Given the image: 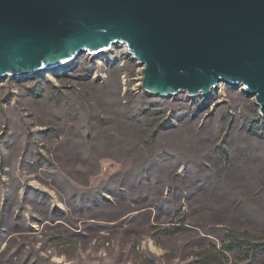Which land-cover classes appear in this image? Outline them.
<instances>
[{"label": "rangeland", "instance_id": "1", "mask_svg": "<svg viewBox=\"0 0 264 264\" xmlns=\"http://www.w3.org/2000/svg\"><path fill=\"white\" fill-rule=\"evenodd\" d=\"M143 69L115 44L0 77V264H264L256 98L155 95Z\"/></svg>", "mask_w": 264, "mask_h": 264}, {"label": "water", "instance_id": "2", "mask_svg": "<svg viewBox=\"0 0 264 264\" xmlns=\"http://www.w3.org/2000/svg\"><path fill=\"white\" fill-rule=\"evenodd\" d=\"M126 44L143 88L208 95L222 81L264 116V0H0V77Z\"/></svg>", "mask_w": 264, "mask_h": 264}, {"label": "trees", "instance_id": "3", "mask_svg": "<svg viewBox=\"0 0 264 264\" xmlns=\"http://www.w3.org/2000/svg\"><path fill=\"white\" fill-rule=\"evenodd\" d=\"M229 235L231 236V242L226 246L227 249H233L234 247H242L247 242L251 244L248 239L242 238L236 233L231 232ZM253 246L259 247L260 245L253 244Z\"/></svg>", "mask_w": 264, "mask_h": 264}, {"label": "bare ground", "instance_id": "4", "mask_svg": "<svg viewBox=\"0 0 264 264\" xmlns=\"http://www.w3.org/2000/svg\"><path fill=\"white\" fill-rule=\"evenodd\" d=\"M123 45H126V44H123Z\"/></svg>", "mask_w": 264, "mask_h": 264}]
</instances>
